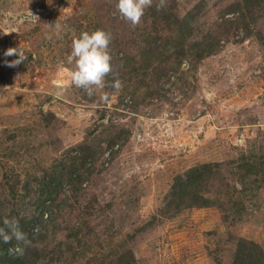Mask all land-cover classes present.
I'll return each instance as SVG.
<instances>
[{
	"label": "rangeland",
	"instance_id": "1",
	"mask_svg": "<svg viewBox=\"0 0 264 264\" xmlns=\"http://www.w3.org/2000/svg\"><path fill=\"white\" fill-rule=\"evenodd\" d=\"M238 1L152 0L133 26L117 0H0V227L30 241L0 264L264 263V0ZM96 29L112 70L85 90L71 42Z\"/></svg>",
	"mask_w": 264,
	"mask_h": 264
},
{
	"label": "clouds",
	"instance_id": "2",
	"mask_svg": "<svg viewBox=\"0 0 264 264\" xmlns=\"http://www.w3.org/2000/svg\"><path fill=\"white\" fill-rule=\"evenodd\" d=\"M151 4L152 0H117L116 7L122 17L134 26L140 22L145 8ZM163 6L164 0H160V4L157 5L158 10ZM111 39V33L103 29L83 31L72 39L71 58L75 61V68L70 70L69 75L75 86L85 90H89L92 86L104 87L105 77L112 70V56L109 48ZM3 55L16 56L14 60L4 61L8 67H16L28 58L18 47L6 49ZM184 66L186 67V62ZM121 86L119 79L112 83L115 89ZM2 223L0 241L8 243L14 239L17 244L11 250L22 255L23 246H27L30 241L27 234L22 231L19 220L16 217L4 218Z\"/></svg>",
	"mask_w": 264,
	"mask_h": 264
},
{
	"label": "trees",
	"instance_id": "3",
	"mask_svg": "<svg viewBox=\"0 0 264 264\" xmlns=\"http://www.w3.org/2000/svg\"><path fill=\"white\" fill-rule=\"evenodd\" d=\"M236 5L238 6L239 10H242V9H246L248 8L249 6V1L247 0H239ZM183 20L184 18H178L176 15H175V18L173 19V22H176V23H173L175 27H178L180 29H182L183 27ZM212 52V50H211ZM210 51H206V52H203L202 54L204 55H207V54H211ZM200 55V56H203V55ZM192 204V202H191ZM190 203H187L186 205L187 206H190L191 205ZM235 264H264L260 257L256 258V259H253V256L252 254H249L248 251L244 250L243 248L239 247L237 249V255H236V263Z\"/></svg>",
	"mask_w": 264,
	"mask_h": 264
}]
</instances>
